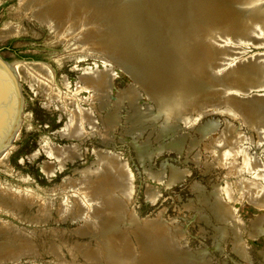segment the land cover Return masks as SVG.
Returning a JSON list of instances; mask_svg holds the SVG:
<instances>
[{"label":"rangeland","instance_id":"1","mask_svg":"<svg viewBox=\"0 0 264 264\" xmlns=\"http://www.w3.org/2000/svg\"><path fill=\"white\" fill-rule=\"evenodd\" d=\"M18 4L19 0H0V58L13 66L22 97L20 126L11 147L0 156V223L31 239L34 253L8 264H104L107 256L117 264H126L125 260L135 264L146 260L150 249L160 250L159 264H264V207L255 206L247 191L256 183L264 194V180L253 171L264 172V134L225 113L222 87H213L221 86L214 84L219 79L203 92L207 101L219 104L220 113H209L185 130L179 124L176 134L157 140L162 122L152 125L145 117L146 124L136 135L138 131H129L126 122L133 110L125 103L118 105L120 96L135 85L121 66V55L110 50L107 64L83 54L71 55L68 51L79 43L58 42L49 28L33 22ZM231 36L208 43L224 57L240 49ZM263 52L264 48L251 49L240 57L238 51L225 63L258 53L264 58ZM142 54L141 62L147 61ZM203 66L208 76L224 73H214L209 60ZM95 69L109 72L108 104L103 108L80 82ZM149 89L143 84L137 90L136 109L142 113H156ZM248 97L256 100L264 92ZM77 107L90 110L96 126L85 125L86 133L79 139L63 136ZM206 130L208 134H202ZM142 143H147L150 156L141 159L137 146ZM72 145L78 156L61 167L46 153L48 148L63 153ZM100 155L120 164L129 180L127 191L117 188L113 177L96 172ZM257 162L261 169L255 168ZM44 164L53 168L51 174L45 173ZM83 184L92 188L87 205L76 190ZM2 192L11 197H3ZM14 196L20 197L17 206L12 203ZM106 224L114 233L102 237ZM148 228H156L159 241L150 238ZM106 239L122 243L128 259L107 254ZM85 249L93 259L82 257Z\"/></svg>","mask_w":264,"mask_h":264},{"label":"bare ground","instance_id":"2","mask_svg":"<svg viewBox=\"0 0 264 264\" xmlns=\"http://www.w3.org/2000/svg\"><path fill=\"white\" fill-rule=\"evenodd\" d=\"M122 1L19 0L18 7L20 11H30L37 22L48 26L58 42L62 40L69 42L72 40V42L79 43L78 46L68 52L75 51L86 54L89 57L103 61L105 64L110 61L108 57L110 50L121 55L122 60H124L121 61V64L128 67L135 85L127 94L120 96L118 105L125 103L128 105L127 107L133 110V115L126 117V122H128L129 131H138L135 133L136 135L140 133L141 127L145 126L147 120H150L152 125H156L159 120L162 122L155 139L157 140L173 133L176 134L179 124H182V128L185 130L209 113H220V109H216L219 104L207 101L203 92L204 87L208 83L210 84L213 79H219L214 84L223 86L220 88V92H222V100L220 102L227 106L225 113L233 115L234 118L239 117L245 126L248 125L251 130L258 131L260 136L264 134V97L256 100L236 97L237 95H246L255 88L264 90V58L262 54L258 53L249 59L244 57L238 60L237 58V62L235 61L236 58H234L228 64L230 66H228L225 63V59L231 58L238 51H241L240 57L245 56L246 51L243 49L245 48L243 45L247 44H243L242 39H236V44L240 49L227 52L224 57L219 55L218 53L220 52L214 48H212V51H205V48L198 40L201 35V29L207 31L205 35H207L208 40L216 43L225 34H237L238 37H244L245 33L249 31V26L251 27L253 24L251 33L253 35L259 33L258 35L263 37L256 46L259 49L264 48V14H253L246 20H239L230 6L233 0H139L134 3L135 6L129 3L123 4L121 3ZM220 3L223 5L221 8L219 7ZM114 7L117 10L120 7L121 11L125 12L123 17H127L129 24L133 27L134 32L131 35V40L127 42L125 40L120 42L117 38L115 39V34L111 27V18L113 17L110 16V10L113 13ZM220 9H224L226 13L225 28L221 26ZM208 21L212 22V24L208 25ZM148 23L151 24V28L148 31L150 36L146 40L147 36H145L144 29H148L146 27ZM123 31L127 32L126 29H123ZM190 36L194 42L189 39ZM132 41H134L136 46L132 45ZM231 42L234 43V40ZM189 48L191 51H187ZM140 53H144L142 54L144 56L146 54L148 60L141 62ZM206 60H209L211 66H215L214 73L220 71L224 73H213L216 78L208 76L205 73L207 68L203 66ZM14 73L13 66L6 65L0 61V84L9 100L0 119V150H3L8 144L13 131L19 123L21 96ZM108 73L107 69L105 71L95 69L86 72L80 80L84 88L91 89L94 92L91 99L93 101L96 100L101 108L108 104L106 96V89L109 86ZM142 83L145 84L146 88L150 87L147 91L149 92L148 99L154 102L156 113H152L151 110L150 112L142 113L136 109L137 100L140 98L137 90L138 87L143 85ZM105 99L106 102H104ZM223 112L221 111V113ZM185 114L195 115V118L191 120L192 117H186ZM145 117L147 118L146 121H144ZM94 118L90 110H83L77 107L69 115V120L61 134L66 137L79 139L86 133L85 125L91 129L95 128ZM202 134L206 135L208 131H202ZM179 140H182V137ZM137 147L138 156L141 159L150 156L147 151V143H142ZM46 153L53 157L54 160L56 159V163L60 167L66 161H74L78 156L77 147L73 145L64 148L63 153L50 148L46 149ZM256 164L255 168L258 169L259 167L261 169V165L258 162ZM96 165L98 167L96 172L99 175L113 177L116 187L121 190L127 191L129 189L127 175L114 158L100 155ZM43 169L47 175L51 174L53 170L48 164H44ZM253 171L257 177L261 176L264 180V172L258 173L256 169H253ZM254 185L256 183L247 189L249 200L255 206L264 207V194H260L259 189ZM81 186L80 189L76 190H79L85 196L84 202L87 205L92 195V188L88 185L84 186V184ZM69 189L71 190V188ZM2 195L6 198L8 196L11 197L9 193L2 192ZM16 197L14 196L13 198L15 199ZM19 199L16 198V201L12 203L17 206ZM23 200L26 203H34V200L30 198H24ZM9 208L13 209L12 206ZM106 226L107 230L102 231L101 236L103 234L106 235V233H114L111 225L108 226L106 224ZM153 228L146 229V232L150 238L157 242L159 240L156 238L155 231H153L156 228ZM79 234L85 235V233ZM36 240L35 242H37ZM104 242L106 243L107 254L118 258L122 254L123 258L126 256L124 259H128L126 254L128 251L124 248L125 246H121L122 243L119 244L117 243L119 241H115L119 246L111 239H106ZM33 246V241L27 236L14 231L9 224L0 223V264L15 263L20 255L27 256L29 252L33 254ZM52 249L54 250V248ZM158 251L160 250L150 249L146 260H137L135 264H159L157 263ZM82 257L94 258L87 249L82 253ZM108 258V256L105 258L104 264H117ZM125 261L126 264H130L129 261Z\"/></svg>","mask_w":264,"mask_h":264},{"label":"water","instance_id":"3","mask_svg":"<svg viewBox=\"0 0 264 264\" xmlns=\"http://www.w3.org/2000/svg\"><path fill=\"white\" fill-rule=\"evenodd\" d=\"M101 1H103V0H101ZM137 1H139V0H123L121 3H123V4H128L129 3V4L133 5V6H135L134 3L137 2ZM221 2L223 3V1H221ZM222 6L223 5L220 3L219 7L221 8ZM230 6H231L234 14L237 16V19L242 20V21L246 20V18H248L250 15H253V14H264V0H243V1L233 0L230 3ZM238 6H243V8L239 9ZM219 11H220L219 12L220 20L222 21L221 26L223 28H225L226 27V24H225V22H226V13H225L224 9H220ZM26 13L31 15V20L33 22H35L36 24H39V26H43V25L38 23L33 18V16L30 13V11H28ZM123 14L125 15V12L123 10L121 11L120 7L118 8V10L115 9V7H114L113 13L110 10V16L113 17V18H111V23H112L111 27H112V30H113V32L115 34V39L117 38L118 40H120V42L124 41V40L127 42L128 40H131V37H132L131 35H132V33L134 31H133V27L129 24L130 22H128L127 17H123ZM207 24L211 25L212 22L208 21ZM252 26H253V24H252ZM45 27L49 28L48 26H45ZM146 27L148 29L147 30L144 29V31H145V36H147L146 37V40H147V38H149V36H150L149 35L150 32L148 33V31L151 28V24L148 23ZM251 27L249 26V31H247L245 33L244 37L243 36L238 37L237 34L236 35L231 34V35L234 36V37L231 36V38L233 40L242 39L243 40L242 43L243 44L244 43L247 44V45H243V46H245V48H243L245 51H248V50H251V49H255V50L259 49L258 46H256V44L263 38L261 35H258L259 33H256V35H253L251 33V30H252ZM123 29L124 30L126 29L127 32H124ZM206 33H207V31L205 29H203V30L201 29V35L198 37V40H199L200 44L203 46V48H206L207 51H212L213 49L210 46V43H208V39L206 38L207 35H205ZM229 35L230 34H228V35L225 34V36H227V37ZM219 36H224V35H219ZM257 36H260L261 39H259ZM189 39H191V41H193L191 36H190ZM212 42H214V41H212ZM145 45H147V44L145 43ZM249 47H250V49H248ZM68 53H71V55L82 54V53H78V52H75V51H70ZM83 55H86V54H83ZM86 56H88V55H86ZM249 58H247V59H249ZM0 61H2L6 65L11 66V64L6 63L1 58H0ZM122 68L129 72V69L126 68L125 66H122ZM14 76H15V79H16V82H17V86H18V88H20L19 87V83H18V78H17L15 73H14ZM213 87H221V86L220 85H218V86L214 85ZM258 91H264V90H262V89L258 90L257 88H255V89H252L251 91H249L248 94H246V95L245 94L237 95L236 97L237 98H242V99L243 98H247V95H249L250 93L258 92ZM19 92H20V89H19ZM20 96H21V94H20ZM253 98H255V96ZM253 98L252 97L251 98L248 97L247 99L253 100ZM8 103H9V100H8V98H7L5 92H4V90H3V88H2V86L0 84V119H1V117H2V115L4 113V111H5ZM21 111H22V97H21V109H20V113H19V123L16 126L15 130L13 131L12 136H11L8 144L5 146V148L3 150H0V156L2 154H4L11 147V145L13 143V140L15 139V136L17 134L18 128H19L20 123H21V118H22V112Z\"/></svg>","mask_w":264,"mask_h":264}]
</instances>
